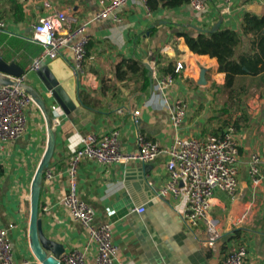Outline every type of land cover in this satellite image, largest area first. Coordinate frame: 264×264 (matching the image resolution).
Here are the masks:
<instances>
[{"label":"crops","instance_id":"0c3cea01","mask_svg":"<svg viewBox=\"0 0 264 264\" xmlns=\"http://www.w3.org/2000/svg\"><path fill=\"white\" fill-rule=\"evenodd\" d=\"M49 1L57 7H71L79 23L86 24L89 42L86 46L84 74L77 80L80 107L69 115L58 111L59 122L53 124L54 151L43 175L39 196V218L49 238L61 243L64 251L86 247L87 261L93 264L96 246L89 241L87 230L75 221L62 205L69 192L66 173L69 157L80 138L88 133L118 130L124 153L137 149V133L168 148L176 138L220 134L226 115L219 110L225 95L220 91L225 73L219 72L214 58L191 52L177 33L195 34L211 29L221 17L219 28L241 32L246 13L264 15L262 0H232L228 14L220 15L219 2L213 0L203 12L193 11L190 4L174 9H158L147 16L145 9L129 3L120 8L118 20L95 19L97 0H28L23 5L21 22L7 20L0 30V58L24 67L42 52V46L31 41V24L48 13L42 6ZM249 37V36H247ZM60 57L66 64L73 61L68 48ZM121 58L146 62L151 73L146 92L133 91L132 81H118L115 65ZM51 60H46L41 67ZM180 62L174 85L164 104L157 89L161 66ZM41 69V68H40ZM38 73H27L26 83L32 93L50 99ZM83 96L85 100H83ZM174 99L186 103V116L179 128L170 123V105ZM50 106H57L50 102ZM218 106V107H217ZM139 114L134 116L133 112ZM240 112L248 118L235 132L238 139L236 167L238 188L230 198L215 189L211 199L210 218L222 238L208 246L203 243L202 222L187 229L182 221L185 199L159 198L156 192L165 181L166 152H160L150 163L130 160L103 168L85 158L77 168L76 194L94 210V224L111 223L113 242L119 260L127 264H216L229 245L243 244L247 255L242 264H264V166L258 185L248 177V158L261 152L264 143V87L253 85L243 96ZM26 130L19 138L0 147V226L7 228L12 249V264H41L32 254L28 242L30 219V186L47 146V127L38 103L26 110ZM220 127L222 130H220ZM143 206L142 212L136 207Z\"/></svg>","mask_w":264,"mask_h":264},{"label":"built area","instance_id":"2783aa9c","mask_svg":"<svg viewBox=\"0 0 264 264\" xmlns=\"http://www.w3.org/2000/svg\"><path fill=\"white\" fill-rule=\"evenodd\" d=\"M213 0H191L193 11L203 12L207 3ZM219 2L220 15L228 14L232 0H216ZM99 9L95 19L111 17L118 20L120 8L129 3L141 5L146 15H151L146 0H97ZM43 8L48 12L31 24L30 40L42 46V52L22 67V75L11 77L1 75L0 80V147L13 141L26 130V110L36 104L33 94L25 88L27 73H38L46 60H54L62 56V49L68 48L73 61L70 64L77 80L84 74V59L89 36L86 24L79 23L71 7H57L49 1H44ZM8 22L0 17V30L7 28ZM183 69L178 62L174 68L177 74ZM175 77L167 74L158 77L157 89L164 104L168 103L167 93L174 85ZM186 103L174 99L170 105V123L179 128L186 116ZM59 108L50 106L49 113L52 123L59 122ZM134 116L139 114L136 110ZM120 133L114 129L101 133H88L80 138L79 146L72 151L66 173L70 185L69 192L61 203L70 216L81 223L87 230L89 241L96 246L93 264H127L119 260L118 247L113 242L111 223L94 224V210L76 194L77 168L82 159L88 158L98 162L103 168L114 163L137 160L150 163L160 152H166L165 181L159 186L156 196L177 200L185 199V210L181 217L187 229L202 222L205 226L203 243L211 246L222 238L215 221L209 212L212 207V196L215 189L233 198L238 188V173L236 160L238 155V139L232 126L226 127L220 134H207L203 137L176 138L168 148H161L156 142L137 133V149L124 153L119 141ZM264 166V143L261 152H252L248 158V177L251 185H258L262 167ZM47 180L52 175L49 170L44 172ZM137 212L144 210L136 207ZM15 223H9L7 228L0 226V264H12V249L8 231L15 229ZM247 255L243 244L233 243L228 247L226 255L216 264H242ZM60 264H89L86 247L72 248L59 256Z\"/></svg>","mask_w":264,"mask_h":264},{"label":"trees","instance_id":"16d2710c","mask_svg":"<svg viewBox=\"0 0 264 264\" xmlns=\"http://www.w3.org/2000/svg\"><path fill=\"white\" fill-rule=\"evenodd\" d=\"M26 1L0 0V17L13 22L23 21V5ZM190 1L146 0V3L151 11H156L174 9ZM240 29V33L231 28H219L214 32L209 29L199 30L193 35L177 33L191 52L214 58L218 71L225 73V81L220 88L225 98L219 112L226 115L222 121L223 127L232 126L235 132L248 121L246 114L239 110L242 96L253 85L264 87V15L246 13ZM174 68L173 63H168L159 70L164 75L176 77ZM114 75L118 81H132L135 92L144 93L149 87L148 70L141 60L121 58L115 65Z\"/></svg>","mask_w":264,"mask_h":264},{"label":"water","instance_id":"95a60500","mask_svg":"<svg viewBox=\"0 0 264 264\" xmlns=\"http://www.w3.org/2000/svg\"><path fill=\"white\" fill-rule=\"evenodd\" d=\"M220 24L221 17L211 27V29H209V31H217ZM144 66L150 75L151 69L149 65L144 62ZM3 74L11 77H19L22 75V67L13 62L8 63L0 58V80L2 79L1 75ZM37 76L44 89L50 94V99H45L40 94L35 95L32 93V87L27 84L24 86L28 92L35 96L36 103L40 105L44 113L48 140L45 152L35 171L30 186L28 242L32 254L41 264H60L59 256L64 252V247L61 243L44 234L42 230V222L38 215L41 183L44 172L48 169L49 161L53 155L55 142L53 123L49 113V103H56L58 108L64 114L69 115L80 107V100L77 92V79L73 74L72 68L60 58H56L44 64Z\"/></svg>","mask_w":264,"mask_h":264},{"label":"rangeland","instance_id":"374dc122","mask_svg":"<svg viewBox=\"0 0 264 264\" xmlns=\"http://www.w3.org/2000/svg\"><path fill=\"white\" fill-rule=\"evenodd\" d=\"M222 105V104H221ZM218 107V106H217Z\"/></svg>","mask_w":264,"mask_h":264}]
</instances>
